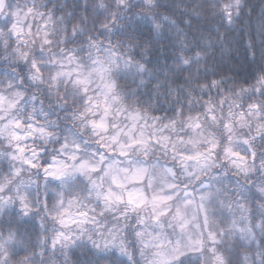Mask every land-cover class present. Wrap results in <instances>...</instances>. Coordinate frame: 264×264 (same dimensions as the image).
<instances>
[{
    "label": "snow or ice",
    "instance_id": "6c2138e0",
    "mask_svg": "<svg viewBox=\"0 0 264 264\" xmlns=\"http://www.w3.org/2000/svg\"><path fill=\"white\" fill-rule=\"evenodd\" d=\"M64 6L0 0V213L14 218L0 221V264H67V250L86 244L94 264H233L229 242L254 243L256 230L264 240V68L239 87L185 78L164 94L175 96L164 115H151L143 80L119 83L151 72L112 37L177 22L155 11L159 0H97L76 23L74 10L56 16ZM240 7L222 5L229 26ZM206 55L182 42L174 64ZM36 220L32 242L20 227ZM256 255L264 264V247Z\"/></svg>",
    "mask_w": 264,
    "mask_h": 264
},
{
    "label": "trees",
    "instance_id": "16d2710c",
    "mask_svg": "<svg viewBox=\"0 0 264 264\" xmlns=\"http://www.w3.org/2000/svg\"><path fill=\"white\" fill-rule=\"evenodd\" d=\"M43 2H47V0H43ZM96 2L97 0H53V3L58 5H66L62 10L56 12V16H67V13L73 10L76 12V17L73 18L72 23H76L82 15L91 17ZM108 2L110 3L111 0H108ZM159 2L162 7L155 11L175 20L177 22L176 26L165 23L162 29L156 32L150 24H142L135 31L127 30L126 35L112 37L114 44L117 41H123L125 45L124 52L132 56L134 60L144 63L151 72V75L145 73L142 77L137 76L135 83H133L132 77L119 81L121 87L137 90V85H140L141 79L143 80L144 83L138 89L142 100L147 101L149 94H152V102L157 105V110L152 111L151 115H164V111L159 108V105L167 108L175 99V96H172L166 102L164 94H166L169 87L175 89L183 85L185 78L198 80L200 84H210L213 80L228 77L230 81L237 82L236 87L254 82L256 75L264 68V47L261 44V41L264 40V36L261 35L264 32V0H241L240 15L235 18V22L231 26L222 19L223 13L221 11L222 5L230 3L231 0H159ZM193 3L201 5L197 9L198 18L183 15L185 11L191 12ZM85 4L89 6L87 12L84 10ZM185 5H188L187 9H185ZM48 7L51 8L52 4H49ZM186 20H190L191 24H186L184 22ZM2 23L3 21L0 20V24ZM89 27H91V23H89ZM178 33L183 34V40ZM130 36L134 39H129ZM101 39L104 38L101 37ZM182 42L193 48L194 51H202L207 55L200 61L198 66L182 65L181 67L185 70L179 71L174 64V60L180 54ZM137 44L140 46L135 47ZM208 44L211 46L207 47ZM249 44H251V48ZM126 45H133V47L129 51ZM184 54L192 55V52H185ZM2 68L3 61L0 60V71H2ZM3 78L0 74V79ZM158 83L163 87L159 89L161 95L157 99L155 93ZM230 86H232L231 83L224 85L225 88ZM212 95L216 96L215 89L212 90ZM168 114L171 115L172 113L169 112ZM259 150L258 146L257 151L259 152ZM257 163H259L258 160ZM0 168L7 172L6 165L0 166ZM25 175L27 176V174ZM235 179L236 177L230 169L229 177L225 178V184L231 186L232 181ZM39 182L41 185L43 184L42 179ZM252 208L255 212L254 205ZM236 215L239 217L238 212ZM9 219L14 220L7 212L0 213V221L7 224ZM258 222L259 215L257 214L253 223ZM48 227H51L50 222ZM149 231H151V228H149ZM20 232L21 234H31L32 242H35L36 234L40 232L39 221L22 224ZM46 235L51 236L52 233L49 232ZM146 239H150V237H146ZM226 247H231V251L224 254L233 264H259V257L256 253L260 251L261 247H264V240H261L260 232L256 230V242L251 244L243 241L235 244L229 242ZM45 258L47 259V257ZM95 259L90 244L67 250V264H90V262L94 264ZM63 262L64 257L60 256L57 264H63Z\"/></svg>",
    "mask_w": 264,
    "mask_h": 264
}]
</instances>
